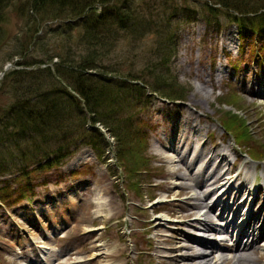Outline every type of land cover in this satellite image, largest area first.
Instances as JSON below:
<instances>
[{"label": "rangeland", "instance_id": "1", "mask_svg": "<svg viewBox=\"0 0 264 264\" xmlns=\"http://www.w3.org/2000/svg\"><path fill=\"white\" fill-rule=\"evenodd\" d=\"M117 1L121 0H114L113 3ZM195 1L168 0L173 6L187 7L190 13L189 18L177 16L171 20V32L168 33L176 43L175 54L169 64L170 79L183 96V102L172 103L152 95L147 101H142V107L137 106L134 110L145 133V164H141L139 169L142 171L132 175L122 174L115 160V142L101 127L108 146L103 149L100 159L91 150L81 148L57 171L52 168L39 171L28 180H17L19 173L16 170L21 165L27 170L31 163L16 161L13 166L16 168L0 180L7 181L10 190L20 185L23 189L29 184L30 192L25 193V198L17 205L0 207V264L39 261L38 254L48 264L54 258H69L67 262L73 263L89 257L93 258L91 264H165L171 261L173 253L170 247L176 242L174 239L182 240L183 235L200 237L194 223L197 210L192 209L195 201L191 198L198 190L190 189L184 195L181 191L183 182L166 175L172 166L161 159V156L172 155L165 150L166 147L179 144V134L185 129L181 122L187 116L193 117V125L206 128L199 137L206 141L205 150H213L215 146L229 149L223 151L227 154V166H231L230 171H235L237 175H231L228 184L239 185L246 176L247 167L257 168L253 186L262 184L264 162L252 166V162L223 135L216 119L222 124L225 114L235 116L238 125L241 124L247 133V143L241 142L243 147L261 152L264 157V101L259 94L260 99L254 96L258 92L264 94V34L259 30L252 33V26L246 23L244 37L240 38L237 25L222 13H218L215 20L207 25L202 17L204 15L198 12L196 16L191 14L196 8ZM158 2L133 0L143 15L160 13L162 10L158 9V5L161 3ZM17 3L18 0L10 1L4 10L0 73L6 65L12 67L18 61V58L10 62L6 59L13 52L10 40H20L21 31L25 30L20 27L21 23L12 9ZM58 24L57 21L46 23V26L55 27ZM60 39L50 40L49 47L59 44ZM154 44V35H146L136 42L124 38L108 57V63L120 65L123 74L134 71L145 75L144 68L153 59ZM31 57L40 58V53H31ZM199 87L207 94H200ZM8 102L0 95V105ZM192 140L195 142L194 138ZM186 144L188 147L190 143ZM186 147L177 151L178 156L184 154ZM78 154L82 156L80 163L68 167ZM192 155L187 154L184 163L188 164ZM56 172L62 176L57 178ZM182 172L186 173L181 170L179 174ZM129 181L138 183L132 187ZM220 193L221 190L218 195ZM263 193L261 190L257 193L253 214L260 207ZM226 198L228 195L221 197V201L224 203ZM212 201L213 197L206 200L207 204ZM183 210L189 212V217L182 218ZM218 212L215 210L216 214ZM87 214L91 215L89 219L85 217ZM211 218L213 223L214 216L211 215ZM208 237L217 239L214 233H209ZM164 239L166 242L161 243ZM41 252L46 256H41ZM71 253L77 255L68 256ZM99 253L106 257L99 258ZM50 255L54 256L51 258ZM224 255L229 256L225 264H235L230 258L234 256L232 253L225 252ZM166 256L169 259L164 258ZM251 257L257 261L256 264H264L263 252L252 251Z\"/></svg>", "mask_w": 264, "mask_h": 264}, {"label": "trees", "instance_id": "2", "mask_svg": "<svg viewBox=\"0 0 264 264\" xmlns=\"http://www.w3.org/2000/svg\"><path fill=\"white\" fill-rule=\"evenodd\" d=\"M10 1L0 0V47L4 10ZM113 2L18 0L12 8L25 30L20 40H10L13 52L6 57L7 62L13 58L18 61L0 80V95L9 101L0 105V177L9 175L16 161L31 163L30 169L21 165L16 170L17 180H28L36 172L51 168L57 171L81 147L100 159L108 145L96 124L113 138L115 160L122 174L142 171L145 133L134 110L152 95L183 102L170 79L169 64L176 43L168 33L171 20L177 16L189 18L190 13L187 7L173 6L168 0H159L158 9L162 11L154 15L141 14L133 0ZM195 3L191 14L204 15L207 25L222 13L237 25L240 38L244 37L246 23L252 26V33L259 30L264 34V0ZM57 21L55 27L46 26ZM146 35H154L155 44L145 75L134 71L123 74L120 65L108 63L120 40L136 42ZM56 38H61L60 43L54 42L56 45L50 48L49 41ZM36 52L40 58L31 57ZM221 126L236 144L247 143V133L235 116L225 114ZM250 149L247 154L253 160H264L261 152ZM56 176L62 175L58 172ZM129 183L133 187L138 181ZM0 185V206L14 205L30 192L29 184L23 186L25 192L20 184L13 190L5 180H0Z\"/></svg>", "mask_w": 264, "mask_h": 264}, {"label": "bare ground", "instance_id": "3", "mask_svg": "<svg viewBox=\"0 0 264 264\" xmlns=\"http://www.w3.org/2000/svg\"><path fill=\"white\" fill-rule=\"evenodd\" d=\"M197 90L202 95L207 94L201 87H199ZM259 95L262 96V100L264 101V94ZM191 118L193 119V117L190 116L189 118V116H187V118L183 119L181 122L185 129L179 134V144L176 147L165 148V150L170 151L169 153L172 155H165L163 158L161 156V159L172 166L167 170L166 175L176 177L178 181L183 182L181 185V191L184 195L187 194L190 189H194L196 191L198 190L197 192L193 193L191 198L193 201H195L192 205V209L197 210V217L194 219V223L198 232L200 233V235L198 234L200 237L189 238V236L183 235L182 240L177 239V241L174 239L176 242L172 244L173 247H170V252L173 253V259L171 258V261L164 262L165 264H225L229 260V256L224 255V253L230 252L234 255L230 258L234 259L235 264H256L257 261L251 257L252 251H261L264 254V199L262 200V203L259 207L258 216H254V214L251 215V220L248 224L245 223L246 217L241 219L238 218L237 215L239 210L244 205H246L250 197L254 195L255 189L251 188V179L254 169L257 168H246L251 173L248 172L239 185L232 186V184H228V179L231 178V175H237L235 172L230 171L231 166H227V154L223 151H228L229 149L227 150V148L223 149L222 147L219 148L215 146L213 150H205L206 141H202L199 139V137L202 136V134L206 131V128H202L199 125H193ZM192 138H194L195 142L192 140ZM186 143H190L188 144V147H186ZM193 143H196L197 145ZM183 146L186 147L184 154L178 156L177 151H179V149ZM189 153H193V155L190 162L186 164L184 163V161H186L185 156ZM81 157V154L76 155V157L71 160L68 167H72V165H75L78 162L80 163ZM194 163H196V166H193ZM223 167L227 168L223 169ZM194 168L196 169L195 171H193ZM181 170L186 171V173L182 172V174H179V171ZM249 176H251V178ZM219 190H221V193L218 195ZM231 193L233 194L232 197ZM244 193H247L246 196L242 201H240V203H238L237 201L242 199ZM102 195L103 194L101 192V196ZM227 195L228 198L230 197V200H233L235 197H239V200L237 199V201L232 205L227 204V202L223 203V201H221V197H225ZM211 197L214 198V201H212L210 204H207L206 200H209ZM246 197L248 198L246 199ZM219 206L221 208H218ZM215 210H219V213H217L218 215L215 213ZM245 212L246 211H244V214H246ZM183 213L184 215H182V218L187 216L189 217L190 215L189 212L185 210H183ZM211 215L214 216V218L216 217V219L219 218L218 224H212ZM85 217L86 219H89L91 215L87 214ZM157 221H159V218ZM237 221L240 222L238 223V226H235ZM258 222H261V224H257ZM252 224H256L258 226L253 229V231L250 232L246 237L245 235L248 233L247 225L251 226ZM228 228L238 229L237 234L233 236V240H228L227 238ZM215 232L218 233L216 235L217 239H210L208 237L209 233L212 234ZM245 237L246 240L242 243V239ZM163 242L165 243L166 239L161 241V243ZM224 244H227V246H224ZM40 254L43 257L46 256V253L44 252H41ZM76 255L77 253H71V255L68 256ZM100 255L101 256L99 258L102 256L106 257V255L103 253ZM164 258L169 259L168 256ZM68 260L69 258L65 260L54 258L49 261V264H91L93 258L89 257L84 261L73 263L67 262ZM27 264H42V262L40 263L39 261L30 260Z\"/></svg>", "mask_w": 264, "mask_h": 264}, {"label": "water", "instance_id": "4", "mask_svg": "<svg viewBox=\"0 0 264 264\" xmlns=\"http://www.w3.org/2000/svg\"><path fill=\"white\" fill-rule=\"evenodd\" d=\"M10 67H11L10 65H6V66L3 68L2 72L0 73V78L3 76V74L6 72V70H7L8 68H10Z\"/></svg>", "mask_w": 264, "mask_h": 264}]
</instances>
